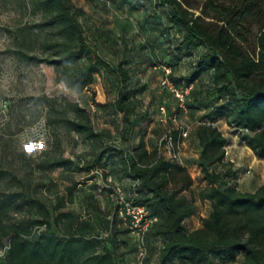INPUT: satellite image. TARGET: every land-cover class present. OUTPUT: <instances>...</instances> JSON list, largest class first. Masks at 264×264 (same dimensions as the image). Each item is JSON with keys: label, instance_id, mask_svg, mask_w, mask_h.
<instances>
[{"label": "trees", "instance_id": "obj_1", "mask_svg": "<svg viewBox=\"0 0 264 264\" xmlns=\"http://www.w3.org/2000/svg\"><path fill=\"white\" fill-rule=\"evenodd\" d=\"M160 0L168 6L170 27L181 30L178 51L198 45L205 51L198 57L195 69L181 75L178 83L171 69L169 79L176 85L195 84L197 69H209L212 87L208 98L224 99L216 117L200 123L193 130L199 141L200 155L196 164L207 182L199 190L202 200H209L212 210L201 219V225L187 231L186 219L197 213L194 200L170 184L190 189L194 180L183 163L162 156L158 144L147 148L141 135L132 150L105 144L96 130L90 111L78 101L66 97L43 95L48 107L47 125L63 126L93 142L94 156L85 162L91 172L97 164L114 157L125 177L132 179L126 194L149 207L158 220L150 228V240H159L156 261L148 255L147 264H218L236 261L240 264H264V183L254 191L237 186L238 172L226 159L229 138L214 124L225 117L240 131V138L258 158H264V0ZM40 21L34 33L38 46L28 41V26L19 29L16 54L35 63L54 65L59 79L69 88L81 92L90 88L95 74H114L117 86L108 92L106 104L116 106L123 122V136L128 138L134 124L147 119L140 111L141 100L132 86V69L127 62V42L122 58L112 63L102 56L88 39L81 17L86 11L72 0H32ZM37 41V40H36ZM197 68V69H196ZM192 87L190 90L193 91ZM178 137L179 130L170 131ZM55 143L60 147L58 134ZM104 143V144H103ZM75 160L63 154L49 158L48 169L72 170ZM93 177V176H91ZM76 183L66 187V195L57 194L56 202L20 190H5L0 185V247L9 248L0 264H130L116 254L115 247L104 243L103 234L95 233L91 220L63 210L75 201ZM115 185L113 186L114 190ZM90 203L96 202L89 196ZM115 203V202H114ZM117 207V205L115 204ZM44 228L41 231L37 227ZM53 226L61 232H52ZM113 228L110 226L109 234Z\"/></svg>", "mask_w": 264, "mask_h": 264}, {"label": "rangeland", "instance_id": "obj_2", "mask_svg": "<svg viewBox=\"0 0 264 264\" xmlns=\"http://www.w3.org/2000/svg\"><path fill=\"white\" fill-rule=\"evenodd\" d=\"M159 1L72 0L75 6L85 9L86 14L80 18L85 33L102 56L117 63L125 50L124 42H127L131 84L141 100L139 110L147 112V119L136 122L125 138V125L116 106L106 104L109 90L117 86L116 76L95 74L91 87L77 92L59 79V70L54 65L35 63L18 56L15 50L21 42L17 35L22 26L32 30L28 33V41L34 46L39 45L41 40L34 29L40 21V13L35 12L32 0H0V185L5 190L25 191L50 203L56 202L58 193L66 195V187L76 183L75 201L63 210L91 220L95 233L103 234L105 244L115 247L112 240L116 241V254L126 263L134 257L136 246L126 225L122 223L117 227L116 223L121 217L110 193L118 184H111L109 177L117 171V159L111 157L97 164L91 172L84 170L85 162L94 156L93 142L60 125L53 131L47 125L48 107L41 98L48 95L78 101L90 111L94 127L102 133L104 143L128 151L141 135L152 146L158 144L165 133L189 126L181 156L183 161L187 156L196 160L200 155V144L193 137V130L200 123L217 118V107L224 99L208 98L207 92L212 87L211 70L196 68L198 74L194 90L187 97V111L179 113L175 96L162 83L166 75L164 67L174 71L178 83L181 75L192 73L205 48L195 45L189 51L185 49L175 55L182 32L170 27L168 6L159 5ZM161 106L165 107L166 114L162 113ZM177 113L179 117H176ZM220 119L221 130L237 144L233 163L241 180L236 183L243 190L253 189L264 182V159H259L246 147L239 131L230 126L225 117ZM55 134H58L60 147L55 143ZM59 154L75 160V167L69 171L48 169L49 158ZM195 168H188L194 180L190 189H183L181 184L169 185L171 189H180L181 194L197 205V213L186 224L188 229L199 227L201 219L212 210L211 202L199 197V190L207 182L201 171L198 173L199 167ZM89 196H94L96 202L91 204ZM110 226L112 235H108ZM52 232L61 231L53 226ZM149 242V256L155 262L160 241ZM241 261L242 254H239L234 262L218 264H240Z\"/></svg>", "mask_w": 264, "mask_h": 264}, {"label": "built area", "instance_id": "obj_3", "mask_svg": "<svg viewBox=\"0 0 264 264\" xmlns=\"http://www.w3.org/2000/svg\"><path fill=\"white\" fill-rule=\"evenodd\" d=\"M165 77L162 83L168 87V89L173 93L177 100L179 113L187 111V97L190 93L193 84L178 86L173 83L168 74L171 69L164 67ZM163 114H166V109L164 106L160 107ZM177 113L176 117L180 114ZM167 117H164L166 120ZM179 130L178 137H174L172 132L165 133L158 142V150L162 156L173 161L183 163L181 148L184 145L185 139L188 137L190 132L189 126H180L177 128ZM239 132L242 129L238 130ZM226 149V147H225ZM226 149V154H227ZM112 199L117 205L118 211L126 219L127 228L129 230L130 236L133 238L136 246V251L130 264H147L146 260L149 255L147 236L150 228L158 220L157 217L152 216L148 206L144 204H139L134 201L135 194H126L120 185H115L114 190L110 193ZM44 228L37 227L35 230L41 231ZM9 244L0 247V259L6 254L9 248Z\"/></svg>", "mask_w": 264, "mask_h": 264}, {"label": "crops", "instance_id": "obj_4", "mask_svg": "<svg viewBox=\"0 0 264 264\" xmlns=\"http://www.w3.org/2000/svg\"><path fill=\"white\" fill-rule=\"evenodd\" d=\"M219 123H222V120L219 118V120H217L216 122H214V124H217L218 125V127L220 128V125H219ZM221 129V128H220ZM186 141H187V139H185V142H184V144L186 143ZM146 143H147V148L149 149V150H151L155 145H152L151 146V144H149L147 141H146ZM188 143H190L189 142V140H188ZM157 145V144H156ZM246 145V144H245ZM236 146H237V144L236 143H232L231 141H230V139H229V144L226 146V149H227V154H226V159L227 160H230V161H232V162H234V159H233V156H234V154H235V150H236ZM246 147H248L247 145H246ZM249 148V147H248ZM189 159V157L187 156V157H185L184 158V161H183V165H186L188 168L189 167H191V166H194V167H198L196 164H194V162H192V160H188ZM259 159H264V158H259ZM116 168H117V171H116V173H112L111 174V176L109 177V180L111 181V184H113V183H116V184H118V185H120L121 187H123V189L125 190V191H130V189H131V187H132V179L131 178H129V177H125L123 174H122V172H120L119 171V169H118V166H116ZM195 168V169H196ZM197 171H198V173H200V169H197ZM238 180H241V177H240V174L238 175V177H237V181ZM264 183V182H263ZM263 183H260V184H258L255 188H253V189H241L238 185V188L240 189V190H242V191H254V190H256L261 184H263ZM118 214H119V217H121V218H119L118 220H117V227H119V226H122V223H124L125 225H126V227H127V224H126V219L120 214V212H118ZM192 217V216H191ZM190 218V217H189ZM189 218L188 219H186V221H185V225L187 224L188 225V222H190V220H189ZM124 220V221H123ZM198 228V227H197ZM192 230H194V229H188L187 228V231H192Z\"/></svg>", "mask_w": 264, "mask_h": 264}]
</instances>
